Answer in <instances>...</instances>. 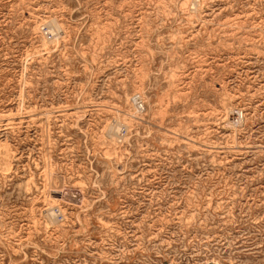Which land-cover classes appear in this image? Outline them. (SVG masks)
I'll return each mask as SVG.
<instances>
[{
	"label": "rangeland",
	"instance_id": "1",
	"mask_svg": "<svg viewBox=\"0 0 264 264\" xmlns=\"http://www.w3.org/2000/svg\"><path fill=\"white\" fill-rule=\"evenodd\" d=\"M207 261L264 264V0H0V264Z\"/></svg>",
	"mask_w": 264,
	"mask_h": 264
},
{
	"label": "bare ground",
	"instance_id": "2",
	"mask_svg": "<svg viewBox=\"0 0 264 264\" xmlns=\"http://www.w3.org/2000/svg\"><path fill=\"white\" fill-rule=\"evenodd\" d=\"M193 7H194V6H193ZM52 31H53V30H52ZM53 35H54V34H53ZM13 113H14V112H13ZM30 113H31V112H30ZM129 113H130V112H129ZM50 116H51V115H50ZM64 116H65V115H64ZM129 116H130V115H129ZM45 117H46V116H45ZM122 117H123V116H122ZM119 118H120V117H119ZM126 118H127V117H126ZM124 122H125V121H124ZM114 123H115V122H114ZM121 123H122V122H121ZM129 123H130V122H129ZM112 124H113V123H112ZM114 125H115V124H114ZM110 126H111V125H110ZM112 128H113V127H112ZM4 129H5V128H4ZM101 135H102V134H101ZM117 137H118V136H117ZM121 137H122V136H121ZM119 141H120V140H119ZM1 148H2V147H1ZM11 153H12V152H11ZM49 171H50V170H49ZM47 172H48V171H47ZM28 180H29V179H28ZM28 180H27V181H28ZM51 191H52V192H56L57 190L54 189V190H51ZM64 192H65V191H64ZM68 194H69V193H68ZM57 195H58V194H57ZM70 195H71V194H70ZM52 196H53V195H52ZM50 197H51V196H50ZM72 197H73V196H72ZM51 199H54L55 201H56V200H59V199L56 198V197H51ZM51 199H50V200H51ZM54 200H53L52 203H54ZM63 201H64V200H63Z\"/></svg>",
	"mask_w": 264,
	"mask_h": 264
},
{
	"label": "built area",
	"instance_id": "3",
	"mask_svg": "<svg viewBox=\"0 0 264 264\" xmlns=\"http://www.w3.org/2000/svg\"><path fill=\"white\" fill-rule=\"evenodd\" d=\"M202 264H223V263L218 262V261H207V262H204Z\"/></svg>",
	"mask_w": 264,
	"mask_h": 264
}]
</instances>
